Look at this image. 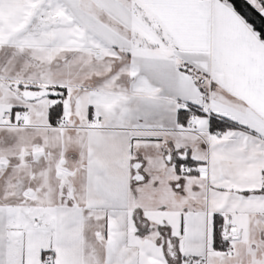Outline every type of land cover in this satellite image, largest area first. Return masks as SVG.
Instances as JSON below:
<instances>
[{
    "label": "snow or ice",
    "instance_id": "obj_1",
    "mask_svg": "<svg viewBox=\"0 0 264 264\" xmlns=\"http://www.w3.org/2000/svg\"><path fill=\"white\" fill-rule=\"evenodd\" d=\"M0 264H264V0H0Z\"/></svg>",
    "mask_w": 264,
    "mask_h": 264
}]
</instances>
